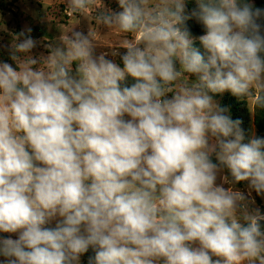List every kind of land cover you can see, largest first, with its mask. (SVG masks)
<instances>
[{"label":"clouds","instance_id":"clouds-1","mask_svg":"<svg viewBox=\"0 0 264 264\" xmlns=\"http://www.w3.org/2000/svg\"><path fill=\"white\" fill-rule=\"evenodd\" d=\"M118 2L102 20L131 36L123 67L94 56L79 31L39 60L22 31L16 67L0 63V232L19 233L0 239L5 264H78L89 247L90 264H264V214L216 183L226 167L264 193V139L243 143L240 122L209 95L264 109V9L198 0L205 59L181 27L184 0ZM126 76L136 82L121 88Z\"/></svg>","mask_w":264,"mask_h":264},{"label":"rangeland","instance_id":"rangeland-1","mask_svg":"<svg viewBox=\"0 0 264 264\" xmlns=\"http://www.w3.org/2000/svg\"><path fill=\"white\" fill-rule=\"evenodd\" d=\"M186 1L184 0V4ZM122 10L118 0H91L86 9L75 11L70 6L69 0H10L6 11L0 13V49L4 50V54H0V63L5 58L11 57L13 40L19 37L22 31L25 35H30L37 41V46L32 49L30 55L38 60L46 58L49 55L50 46H61L65 36H70L72 32L79 31L85 35H92L95 45L94 56L105 53L106 59L112 60L120 67H123L121 57L127 50L121 45L126 40L131 39V36L120 32L115 25L105 24L102 20L104 14L119 13ZM28 29H31L30 33L27 31ZM23 38L19 37V39ZM113 53H116V55H113ZM76 66V62H73L71 66V74L73 76H76ZM175 67L177 70H180L178 60L175 61ZM184 76L187 78L189 84L198 81L197 75L184 73ZM225 91L221 94L225 93ZM172 95L173 93H168L167 98L170 99ZM213 102L219 105V101L213 99ZM253 113L254 111L251 110L252 116ZM124 118L125 120L130 119L127 115ZM254 137L255 128L251 123L250 139ZM210 159L213 163L219 164L215 154H212ZM225 177L227 178V183L224 181ZM216 183L226 189L232 188L234 191H240L245 196L244 203L248 212L259 209L261 214L264 213V193L257 194L250 187L249 181L233 182L230 171L226 167H221L217 174ZM237 216L241 217V213L238 212ZM60 219V217L54 218L45 227L54 228ZM239 222L242 225L247 223L242 218H240ZM18 237V232H0V239H18ZM213 259L218 258L213 257ZM84 263L85 259L83 258V254H81L78 264ZM0 264H5V260L4 262L0 261ZM159 264L162 263L159 262Z\"/></svg>","mask_w":264,"mask_h":264},{"label":"trees","instance_id":"trees-1","mask_svg":"<svg viewBox=\"0 0 264 264\" xmlns=\"http://www.w3.org/2000/svg\"><path fill=\"white\" fill-rule=\"evenodd\" d=\"M244 2L251 3L254 8L264 9V0H244ZM9 3L10 0H0V13L6 11ZM198 12V0H187L185 3L184 14L190 18L185 20L181 27L183 30H187L189 32V36L193 41V47L197 48L201 54L205 56V59H207L209 54L199 40L200 36L206 34L207 29L203 22L198 18ZM193 13H197V15H194ZM257 22L264 25V17H261ZM262 34H264V27H262ZM0 54H4V50L0 49ZM3 62L11 64L14 68L16 67L14 61H12L10 57L5 58ZM135 82L136 80L133 77L127 76L125 80L121 82V88L131 87ZM209 94L214 100L219 101V107L226 109L224 113L225 115H228L233 121L240 122L239 128L244 134L243 143H248L251 140V123L255 128L254 138L264 139V109H256L252 116L251 109L246 98L236 97L228 90H226L223 94L211 92H209ZM260 223L262 230H264V221H261ZM246 224L247 223L243 225L246 226ZM94 256L95 250L92 247H89V249L83 253L85 261H94Z\"/></svg>","mask_w":264,"mask_h":264},{"label":"crops","instance_id":"crops-1","mask_svg":"<svg viewBox=\"0 0 264 264\" xmlns=\"http://www.w3.org/2000/svg\"><path fill=\"white\" fill-rule=\"evenodd\" d=\"M4 260H6L5 257H0V261H3L4 262Z\"/></svg>","mask_w":264,"mask_h":264},{"label":"water","instance_id":"water-1","mask_svg":"<svg viewBox=\"0 0 264 264\" xmlns=\"http://www.w3.org/2000/svg\"><path fill=\"white\" fill-rule=\"evenodd\" d=\"M0 256H2V255H0ZM84 264H90V262L89 261H85V263Z\"/></svg>","mask_w":264,"mask_h":264}]
</instances>
